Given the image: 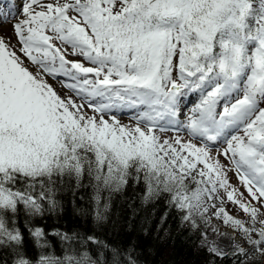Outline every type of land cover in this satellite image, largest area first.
<instances>
[{
    "label": "snow or ice",
    "instance_id": "obj_1",
    "mask_svg": "<svg viewBox=\"0 0 264 264\" xmlns=\"http://www.w3.org/2000/svg\"><path fill=\"white\" fill-rule=\"evenodd\" d=\"M9 20L0 264H137L131 248L47 220L91 188L101 226L130 180L145 201L169 197L209 264L264 258V0H3Z\"/></svg>",
    "mask_w": 264,
    "mask_h": 264
},
{
    "label": "trees",
    "instance_id": "obj_2",
    "mask_svg": "<svg viewBox=\"0 0 264 264\" xmlns=\"http://www.w3.org/2000/svg\"><path fill=\"white\" fill-rule=\"evenodd\" d=\"M91 195L88 188L77 193L74 203L71 194L62 197L63 212L47 218L49 230L55 226L65 231L78 228L87 234L94 233L111 246L133 249L137 264H209V254L199 243L200 233L182 221L183 213L169 202L166 194L145 201L143 186L130 180L121 193L113 194L108 218L101 226L93 223ZM80 209L88 214L81 215ZM49 239L59 251L57 240ZM29 251L36 254L31 242ZM257 260L250 264H264V258ZM223 264L231 261L226 259Z\"/></svg>",
    "mask_w": 264,
    "mask_h": 264
},
{
    "label": "rangeland",
    "instance_id": "obj_3",
    "mask_svg": "<svg viewBox=\"0 0 264 264\" xmlns=\"http://www.w3.org/2000/svg\"><path fill=\"white\" fill-rule=\"evenodd\" d=\"M2 2H3V0H0V3H2ZM17 3H20V0H17ZM0 35H4V36H12V21H11V20H9V21H7V22H4L3 25L0 26ZM12 43H13V44L16 43V39H15L14 36H12ZM69 57H70L69 59H72V58H73L72 56H69ZM26 63H27V61H26ZM33 71H35V69H33ZM52 80H53L55 83H54ZM49 82L53 83L54 86L58 83V81H55V79H53V78H49ZM58 90H61V89L58 88ZM69 94H71V93H69ZM122 119H124L125 121L127 120L126 117H123ZM230 175H231V174H230ZM233 182L235 183V177H233ZM242 191H243V189H242ZM229 207H230V210L233 212L234 215H239V216H242V217L245 216L244 213L239 212L237 209H235V208H233V207H231V206H229ZM197 222L201 224V227H202L201 230L208 231V233H209V234H208V240H209V241L215 240L217 243H221V241L223 240V237L218 236V235H213V234H212V233L206 228V226L203 224V222L200 221L199 219L197 220ZM212 223H213V225L218 229V231L221 232V233H230V232L232 231L230 228H228L227 226H225L222 222H220V221H218V220L213 219ZM199 243L202 245L201 240H200ZM225 250H228V249H225ZM257 259H259L258 256H257L256 258L250 260V261H251L252 263H253V262H256V261L258 262Z\"/></svg>",
    "mask_w": 264,
    "mask_h": 264
},
{
    "label": "bare ground",
    "instance_id": "obj_4",
    "mask_svg": "<svg viewBox=\"0 0 264 264\" xmlns=\"http://www.w3.org/2000/svg\"><path fill=\"white\" fill-rule=\"evenodd\" d=\"M70 58V57H69ZM53 81V80H52ZM56 81V80H55ZM54 82V81H53ZM51 83V82H50ZM55 83V82H54ZM127 118V117H126Z\"/></svg>",
    "mask_w": 264,
    "mask_h": 264
}]
</instances>
